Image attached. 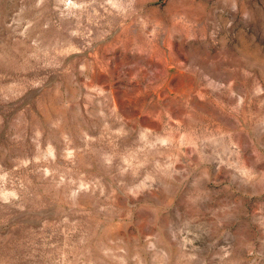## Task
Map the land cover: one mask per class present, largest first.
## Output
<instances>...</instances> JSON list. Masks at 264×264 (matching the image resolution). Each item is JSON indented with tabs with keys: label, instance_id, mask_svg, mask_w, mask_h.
Here are the masks:
<instances>
[{
	"label": "rangeland",
	"instance_id": "1",
	"mask_svg": "<svg viewBox=\"0 0 264 264\" xmlns=\"http://www.w3.org/2000/svg\"><path fill=\"white\" fill-rule=\"evenodd\" d=\"M0 264H264V0H0Z\"/></svg>",
	"mask_w": 264,
	"mask_h": 264
}]
</instances>
